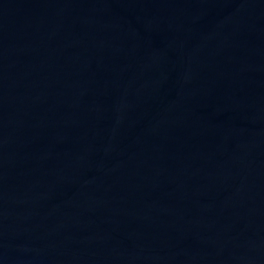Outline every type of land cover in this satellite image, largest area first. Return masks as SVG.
Returning a JSON list of instances; mask_svg holds the SVG:
<instances>
[{
    "label": "water",
    "instance_id": "water-1",
    "mask_svg": "<svg viewBox=\"0 0 264 264\" xmlns=\"http://www.w3.org/2000/svg\"><path fill=\"white\" fill-rule=\"evenodd\" d=\"M0 264H264V0H0Z\"/></svg>",
    "mask_w": 264,
    "mask_h": 264
}]
</instances>
